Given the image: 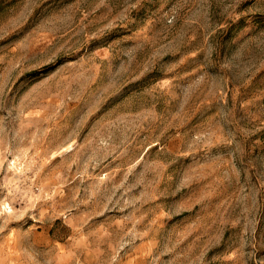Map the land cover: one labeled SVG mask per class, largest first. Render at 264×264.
I'll list each match as a JSON object with an SVG mask.
<instances>
[{
	"label": "rangeland",
	"instance_id": "374dc122",
	"mask_svg": "<svg viewBox=\"0 0 264 264\" xmlns=\"http://www.w3.org/2000/svg\"><path fill=\"white\" fill-rule=\"evenodd\" d=\"M3 254L264 264V0H0Z\"/></svg>",
	"mask_w": 264,
	"mask_h": 264
},
{
	"label": "crops",
	"instance_id": "0c3cea01",
	"mask_svg": "<svg viewBox=\"0 0 264 264\" xmlns=\"http://www.w3.org/2000/svg\"><path fill=\"white\" fill-rule=\"evenodd\" d=\"M8 255L3 254L1 259V264H10V259L7 257ZM3 261V262H2Z\"/></svg>",
	"mask_w": 264,
	"mask_h": 264
}]
</instances>
